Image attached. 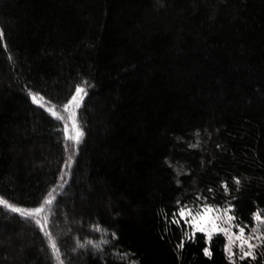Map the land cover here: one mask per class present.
Instances as JSON below:
<instances>
[{
  "label": "trees",
  "instance_id": "obj_1",
  "mask_svg": "<svg viewBox=\"0 0 264 264\" xmlns=\"http://www.w3.org/2000/svg\"><path fill=\"white\" fill-rule=\"evenodd\" d=\"M0 32V264H264L179 217L264 221V0H0Z\"/></svg>",
  "mask_w": 264,
  "mask_h": 264
},
{
  "label": "rangeland",
  "instance_id": "obj_2",
  "mask_svg": "<svg viewBox=\"0 0 264 264\" xmlns=\"http://www.w3.org/2000/svg\"><path fill=\"white\" fill-rule=\"evenodd\" d=\"M36 102L41 104L40 101L38 100V98H37ZM67 104H69V102ZM48 109L51 112L55 111L56 115L58 117H62L59 119L62 122V126H63L65 134H66V131H65L66 125H67V134L68 135H74L75 134V131L78 130V128H77V121H76L77 108L74 105H72L70 107L69 112L64 111V106L59 107V108L48 107ZM70 112L76 113V116L74 118L75 124H76L75 129L73 128V121L71 119H69V113ZM68 142L72 144L74 142V140L68 139ZM40 208L43 209L40 213L35 214V211H33L32 213H34V215L30 216V217H32L36 221L40 220L39 224H43L44 207H40ZM206 208L212 209L213 211L205 214L204 210ZM183 209L185 210V215L183 217H181L180 211H179V217H181L189 225H191L193 230H196L197 224H200V225L205 227L206 230L203 233H205L207 238H209V236H211L212 234H215V233H221L224 235L225 240H226L225 252L229 258H230V253H229L228 249H229V247L231 248V258L230 259L241 258L243 251H248V245L243 244L242 239L241 240L236 239V237L240 235V229L242 227H240L237 224V222L235 221L234 217L231 214V207H229L228 205H224V206H220V207L205 205V206H202L198 210H195V211L192 210L191 208H183ZM228 209H230V211H227ZM189 212H190V214H188ZM198 212L201 213V215L203 216V219L197 217ZM229 216L232 217L231 220L228 219ZM194 217H197V218L194 219ZM217 218H219V219H217ZM209 219H214L215 225L209 223L208 222ZM263 225H264V223H262L261 225H258L257 227H255V229L250 230V231H246L244 228H242L244 230L243 231V238L251 237V239L248 240V243L255 246L252 248L253 253H254L255 248L259 245V243L264 242ZM224 230H226V231H224Z\"/></svg>",
  "mask_w": 264,
  "mask_h": 264
},
{
  "label": "snow or ice",
  "instance_id": "obj_3",
  "mask_svg": "<svg viewBox=\"0 0 264 264\" xmlns=\"http://www.w3.org/2000/svg\"><path fill=\"white\" fill-rule=\"evenodd\" d=\"M0 39H3V33L2 32H0ZM83 92H84V88L79 87V86L76 88V94L71 98V100L69 101V104H67V105L64 106V111L65 112H69V109H70V107L72 105H74L76 108H79L80 107V100L82 98L81 97V94ZM32 99H33V102H36L37 101V97L35 95H33ZM52 115L54 117H56V112L53 111L52 112ZM75 116H76V113L75 112H70L69 113V119H71L73 121V128L74 129L76 128L75 119H74ZM58 118H62V117H58ZM65 131H66V138H68L70 140H75L77 143H79V140H80V138L83 135V133L81 131L76 130L74 135H68L67 134V125L65 126ZM237 183H239V181H237ZM49 196H51V193H49ZM51 202H52L51 200H45V204H50ZM4 204H5V201L0 200V205H4ZM7 206L10 208V210L12 212L20 213L21 215H23L25 217H30V216H33L34 215V213H32V212L24 211V210H22L20 208L12 207L11 205H7ZM42 210H43L42 208H37L35 210V214L40 213ZM211 211H213V210L212 209H208V208H206L204 210L205 214L206 213H210ZM227 211H230V209H228ZM188 214H190V212ZM180 215H181V217H183L185 215V210L184 209H181L180 210ZM197 217L203 219V216L199 212L197 213ZM197 217H194V219H196ZM217 219H219V218H217ZM228 219L231 220L232 217L229 216ZM255 219L257 221H259V222L264 223V221H261V214L260 213L255 214ZM36 222L39 224L40 223V220H37ZM208 222L211 223V224H213V225H215V220L214 219H209ZM196 230L197 231H200V232H204L206 229H205L204 226H202L200 224H197ZM224 231H226V230H224ZM243 231L244 230L241 228L240 229V235L236 237L237 240H241L242 239L243 244H247L248 245V251H243V254L241 256V259H244L246 257L255 258L254 253L252 251V248L255 247V246L248 243V240L251 239V237L243 238ZM52 247H53V249L56 248L55 243H53ZM180 247H183V243H181ZM228 251L230 253V258H231V248L230 247H229ZM205 254L206 255H211V253L207 249H205Z\"/></svg>",
  "mask_w": 264,
  "mask_h": 264
}]
</instances>
